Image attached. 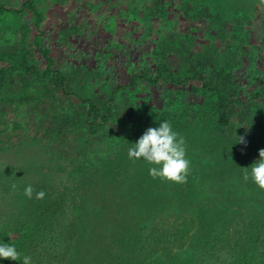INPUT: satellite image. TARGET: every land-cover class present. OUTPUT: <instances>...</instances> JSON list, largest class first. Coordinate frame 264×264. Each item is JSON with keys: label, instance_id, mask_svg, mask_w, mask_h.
Listing matches in <instances>:
<instances>
[{"label": "rangeland", "instance_id": "rangeland-1", "mask_svg": "<svg viewBox=\"0 0 264 264\" xmlns=\"http://www.w3.org/2000/svg\"><path fill=\"white\" fill-rule=\"evenodd\" d=\"M26 1L0 0V7L15 11ZM30 1L42 15L39 32L33 31L34 18L29 11L21 15L0 13V69L20 66L23 59L45 69L34 45V38L40 34L41 41L52 48L57 68L68 78L73 96L66 99L55 79L47 76L30 83L24 96L5 94L0 99V173L7 191H13L12 184L22 186L29 177L38 179L47 174L56 176V185L67 188L80 177L78 166L94 165L100 160L108 162L111 169L119 165L120 179L126 177L119 187L131 185L138 192L154 188L164 192L166 198L181 188L194 189L197 184L188 181L177 184L153 179L149 174L152 165L143 158L128 157L131 144L164 121L186 140L189 173L194 170L192 173L204 177L226 172L231 175L227 187L237 192L253 185L243 180L240 163L237 166L231 162L225 167L227 161L225 166L210 165L209 159L216 148L225 150L222 144L231 142L242 165L251 167L258 161L259 151L264 149V104L249 101L222 105V116L210 120L220 106L216 92L202 91L198 82L174 86L164 66L175 78L200 75L212 89L244 102L256 93L264 94L261 0H234V5L232 0ZM159 71L156 86L139 80L136 87H128L134 73L156 79L154 73ZM122 87L116 96L113 119L91 136L87 110L76 96L108 101ZM231 128L239 130L244 143L239 139L230 141ZM206 185L199 184L203 189ZM237 196L235 201L245 202ZM129 201L135 218L138 204L157 202L153 196L148 200L134 196ZM189 201L194 205L193 197ZM5 203L1 196L4 213H0V220L10 221L15 213ZM167 203L147 218L176 214ZM220 235L217 226L210 239L199 241L197 236L187 254L177 258L178 263L232 262L217 245Z\"/></svg>", "mask_w": 264, "mask_h": 264}, {"label": "trees", "instance_id": "trees-1", "mask_svg": "<svg viewBox=\"0 0 264 264\" xmlns=\"http://www.w3.org/2000/svg\"><path fill=\"white\" fill-rule=\"evenodd\" d=\"M231 2L234 5L235 1ZM25 11H29L34 18V23H31L35 28L33 31L39 32L42 15L32 1L24 2L15 11L0 7V13L21 15ZM34 45L39 62L45 64V69L41 70L40 66L26 59L21 61L20 66L1 68L0 99L5 94L18 98L30 83L47 76L55 79L66 99H72L68 78L62 69L57 68L52 48L41 41L40 34L34 38ZM164 68L170 74V82L174 86H188L198 82L202 91L216 92L220 106L215 108L210 120L222 116V105L247 104L249 101L264 104L262 93H256L244 102L233 95H223L212 89L207 79L200 75L175 78L166 66ZM160 72L154 73L156 79L145 73H134L128 87H136L139 80L156 86L161 77ZM124 88L116 89L108 101L104 98L86 99L76 96L87 110L86 123L91 136L96 135L113 119L117 93ZM232 130L228 131V138H231L230 141L238 140L239 130ZM222 145L225 150L219 151L216 148L209 159L210 165L225 166L227 161L225 167H230L232 162L237 166L240 163L242 168H250V165L241 164L243 160H237L239 157L233 153V143ZM100 162L78 166L80 177L71 181L67 188L56 185V176L53 178L47 174L38 179L29 177L22 186L16 184V190L9 192L2 181L3 174L0 173V197H4V201L10 204L11 211L15 213L14 219L10 221L0 220V244L15 246L21 256H31L32 264H179L177 258L186 255L188 249L194 246V238L198 236L199 241L204 237L208 240L219 226L221 235L217 245L231 256L232 262L228 264H264V190L251 178L248 182L253 185L245 188L246 191L237 192L231 186L227 187L231 175L226 172L223 175L220 171L213 172L201 177L192 173L193 170L187 181L197 186L191 189L185 185L186 188L173 191L166 198L164 192L154 188L138 192L131 185L119 187L120 182L126 178L120 179L122 174L119 173V165L111 169L108 162ZM248 172L250 177L251 170ZM203 182L208 184L203 186L204 189L199 186ZM29 184L36 191H45V198L37 200L25 197L23 192ZM237 194L245 202L235 201ZM134 196L143 200L153 196L157 202L153 205L147 202L138 204L139 214L135 218V211L129 201ZM191 197L195 199L194 205L189 201ZM209 199L218 201L209 202ZM164 203L170 204L169 207L177 213L156 219L147 218L152 212L155 214ZM0 213H4L1 207ZM0 264H22V260L14 262L0 259Z\"/></svg>", "mask_w": 264, "mask_h": 264}, {"label": "clouds", "instance_id": "clouds-1", "mask_svg": "<svg viewBox=\"0 0 264 264\" xmlns=\"http://www.w3.org/2000/svg\"><path fill=\"white\" fill-rule=\"evenodd\" d=\"M264 4V0H261ZM239 143H244V138L239 137ZM129 159L140 160L143 158L152 167L149 168V174L153 179H161L169 182L184 184L187 183V177L190 171V161L186 155L185 138L173 130L170 122L164 121L159 127H153L146 130L142 137L131 144L128 149ZM260 159L250 168L244 169L243 180L247 182L250 178L264 190V149L259 151ZM251 170L249 177L248 170ZM16 190L17 185H11ZM23 195L28 199L43 200L46 192L36 191L29 184L25 187ZM0 259L20 262L22 264H32V258L28 255L21 256L17 248L13 245L0 244Z\"/></svg>", "mask_w": 264, "mask_h": 264}]
</instances>
